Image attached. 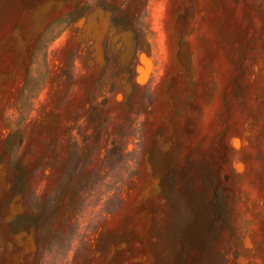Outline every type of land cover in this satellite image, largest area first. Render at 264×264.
Segmentation results:
<instances>
[{
  "label": "rangeland",
  "instance_id": "rangeland-1",
  "mask_svg": "<svg viewBox=\"0 0 264 264\" xmlns=\"http://www.w3.org/2000/svg\"><path fill=\"white\" fill-rule=\"evenodd\" d=\"M78 2L89 10L50 43L46 81L21 105L37 37ZM111 2L122 25L93 0H41L0 30V226L54 192L74 159L73 173L113 181L120 206L102 218L113 236L90 232L68 264H264V0ZM13 128L18 188L2 156ZM171 164L186 224H220L229 208L201 250L191 227L173 238ZM37 253L30 229L0 239V264Z\"/></svg>",
  "mask_w": 264,
  "mask_h": 264
},
{
  "label": "trees",
  "instance_id": "trees-1",
  "mask_svg": "<svg viewBox=\"0 0 264 264\" xmlns=\"http://www.w3.org/2000/svg\"><path fill=\"white\" fill-rule=\"evenodd\" d=\"M41 0H0V30L10 18H16L22 12L31 11ZM94 4L110 11L115 26L122 25L123 19L117 18V6L111 0H93ZM89 5H82L78 2L74 9L61 14L51 20L45 29L39 34L37 40L30 50V59L35 70L29 72L27 82L20 96L19 103L27 106L31 99H35L42 89L47 75V50L50 43L56 39L67 25L83 16L89 9ZM17 139V131L12 130L8 135L3 158L8 157L9 178L13 182V187L18 188L27 176L26 167L21 163L18 153L13 148ZM17 148V146H15ZM76 160H72L68 168L63 174L60 185L47 198L41 199L37 195L28 197L27 201L31 205L32 211L28 214H22L16 217L10 223H4L0 226V239L7 233L14 234L20 231L34 232L38 243V253L35 264H68L70 253L72 250H80L85 243L87 234L98 230L100 231V241H103L106 235H112L113 232L105 228L102 224V218L107 212L116 210L120 206L113 181L109 182L106 178L98 174L87 176L84 173H73ZM176 169L171 164L169 170L163 177V186L166 189L165 195L170 208L172 220L170 226L178 232L173 236L177 239L181 237L187 228L197 230L195 238L197 239L199 250L204 248L209 237L214 238L217 230L222 226L229 225V208L224 202L225 221L220 224L208 223L200 228L194 223L186 224V220L182 219L180 212L177 211L178 201L176 195L179 190L170 186L171 177L175 176ZM167 181V182H166ZM219 189V185L217 184ZM69 194L70 201L63 202L62 194ZM25 194V189L19 192ZM94 201L87 204V200ZM215 208L212 212L218 214L216 206L217 202L212 203ZM63 210L71 212L75 218V223H71L63 216ZM63 227L69 229L65 230ZM115 235V234H114ZM44 257H47L44 262Z\"/></svg>",
  "mask_w": 264,
  "mask_h": 264
},
{
  "label": "bare ground",
  "instance_id": "bare-ground-1",
  "mask_svg": "<svg viewBox=\"0 0 264 264\" xmlns=\"http://www.w3.org/2000/svg\"><path fill=\"white\" fill-rule=\"evenodd\" d=\"M241 167V166H240Z\"/></svg>",
  "mask_w": 264,
  "mask_h": 264
}]
</instances>
